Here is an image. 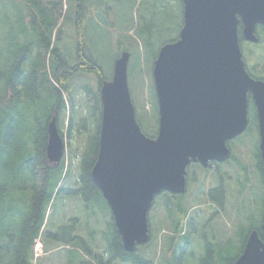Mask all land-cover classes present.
I'll return each mask as SVG.
<instances>
[{"label": "trees", "instance_id": "obj_1", "mask_svg": "<svg viewBox=\"0 0 264 264\" xmlns=\"http://www.w3.org/2000/svg\"><path fill=\"white\" fill-rule=\"evenodd\" d=\"M75 1L74 22L73 0H0V264H26L21 253L33 252V242L40 235L46 207L54 194H76L83 200L86 221L80 229H89V237L99 233L94 230V223L99 221L97 215L103 218V208H108L90 178L98 151L101 115L99 88L106 80L96 55L88 48L93 38H88L86 33V21L90 13L100 14L103 5H88L87 0ZM141 21L145 25L128 34L129 39L119 44L118 53L126 51L131 54L129 47L135 53L136 65H130L132 55L128 63L131 99L139 126L150 133L147 123L152 119L157 121L156 98L149 73V54H152L151 46L155 42V22L152 16ZM69 30H75L76 33L67 36L72 40V50H68L66 44L62 45L60 40L62 33ZM177 37L162 41L158 50L162 45L174 42ZM137 40L142 43V49ZM157 53L152 55L153 61ZM142 72L150 76L147 85L149 95L145 98L135 93V90L144 86ZM88 73L97 77V88L82 83L79 85L77 82L76 76ZM147 101L151 103V113ZM65 118L68 120L70 138L73 133L77 137L85 133L86 136L81 149L69 148L67 161L63 157L60 163L52 164L46 157L47 127L52 120L62 127ZM92 118L96 119L94 131L87 126L88 122L92 124ZM76 153L78 183L76 190L71 191L68 186L72 181V162L75 158H72V154ZM164 194L157 196L155 203L162 205L168 218H171V232L175 235L169 236V242L175 243L187 211H181L180 199L174 202L169 194ZM20 218L25 230L21 236L23 240L17 245L16 261L11 263L8 261L12 256L9 246L16 239L13 227ZM109 220H101L102 225L106 226L105 232H101V238L108 242L103 255L98 257L100 264H156L153 258L148 259L137 251L124 252L111 216ZM240 227L238 239L242 245L248 229ZM72 230V227L61 228L63 235ZM66 236V243H83L80 235ZM168 247V254L163 252L160 262L172 264L177 260L175 262L179 264L181 257L174 259L169 252L171 246ZM84 252L92 254L88 249ZM239 255L233 254V251L220 243L208 244L207 254L201 264H233Z\"/></svg>", "mask_w": 264, "mask_h": 264}, {"label": "water", "instance_id": "obj_2", "mask_svg": "<svg viewBox=\"0 0 264 264\" xmlns=\"http://www.w3.org/2000/svg\"><path fill=\"white\" fill-rule=\"evenodd\" d=\"M181 2L178 39L162 45L152 65L156 135L146 136L136 120L128 52L115 60L111 79L99 88L98 151L90 178L109 208L126 253L148 242L154 198L163 192L185 193L191 161L206 166L229 156L227 141L247 126L248 93L257 107L264 173V83L246 73L239 43V27L245 41L258 42L255 28L264 27V0ZM47 133V160L58 164L65 143L54 120ZM233 264H264V239L251 233Z\"/></svg>", "mask_w": 264, "mask_h": 264}, {"label": "rangeland", "instance_id": "obj_3", "mask_svg": "<svg viewBox=\"0 0 264 264\" xmlns=\"http://www.w3.org/2000/svg\"><path fill=\"white\" fill-rule=\"evenodd\" d=\"M87 2L88 5H103L100 14H98L97 12L90 13V16L88 17L89 19H87L86 21V33L88 38L91 36L93 38V42L91 41L88 44V48L90 49V51L94 52L99 64L102 66L106 81H109L112 77L113 64L115 60L119 57L118 55L120 54L118 53L119 44H124L123 42L129 39L128 34H131L134 30H138L136 28H142L145 25H143V21H141L142 19H148L152 16L155 22V42L151 46L152 54H149V63L151 64V66H149L150 74L152 71V64L154 62L152 55L158 52L159 44L164 40L171 39L174 36L178 35L181 28L180 26L182 25L183 6L181 0H97V2L94 3L93 0H87ZM102 2L103 4H96ZM92 6H89L88 8H92ZM72 9V19L75 22V0H73ZM74 32L75 30H69L65 33H62L60 37V40H62L61 44L64 46L66 44L68 50L73 49V44L72 40H69L67 36L72 34L74 35ZM137 42L140 45V48L142 49V43H140V40H137ZM240 47L243 52V56L246 59V63H248V58L246 57L248 49L247 42L242 41ZM121 48H124V46H122ZM128 49L131 51V54L130 52L129 54L132 55L130 65L132 63L133 66H135V53L130 49V47ZM258 49L260 51H258V57L255 59H260L261 62L262 47L260 46L258 47ZM127 75L129 87L130 77L128 74V66ZM142 76L144 86L142 88H139L138 90H135V93L136 96H141L142 94L145 98L147 95H149L147 85L150 76L152 79V74L149 76L147 72H142ZM76 79L79 85L81 83L87 84L90 85V87H92L93 89L94 87H98L97 77L93 73H88L87 75L82 76H76ZM138 81L140 80L138 79ZM143 83L141 81L140 86H142ZM149 103L150 101H147V108L151 113V103L150 105ZM91 120L92 124H89L88 122L87 126L91 131H94L96 119L92 118ZM147 125L150 128L151 132H147L142 127L143 131L146 134H150L154 137L157 131V121L152 119L147 123ZM56 126L58 130L62 132V136L66 142L64 157H66L65 161H67L69 148L72 147V149H75L77 147L78 149H81L86 133L78 137L74 136L73 133L70 138L68 136L67 130V118H65L62 127H60L61 124H56ZM243 133L237 136L235 140L236 144H239L237 146V153H239V151L243 149L245 154L247 155L249 150H254L256 140L252 135H249V131L246 134ZM73 157L75 158L72 162V181L71 184H69L68 186L71 191L76 190L78 182L76 171L78 161L77 153L72 154V158ZM197 184L199 185V181L197 182ZM196 187L197 185L194 187L192 185H189L187 194L184 196L183 199L181 198L182 200H180L184 210H186L187 212L185 216L186 220L183 224L180 235L177 237L176 242H169V236L174 234V232H171L173 229L169 221L171 218H168V215L167 213H165L164 207H162V205L158 206L156 205L157 203H153V206L148 213L150 238L146 244L137 247V253L143 254L148 259L153 258L156 264H163L162 262H160L162 260V254L163 252L164 254L165 252L168 254L166 248L169 245L168 248H170L171 246L169 252L172 254V257H174V259H177V256L181 257V262L179 264H201V260L207 254V245L220 243L222 246L233 251V254L239 255L242 245L240 243V240L235 237L238 228L231 220L232 218L225 214H219L215 220L206 222V220L211 217L208 215V213L205 211V208L203 207V205H205L207 201L204 198L199 199L198 196L195 195L197 193V190H195L194 192V188ZM192 196L193 198L190 203V199ZM83 208V200L76 194H54V196L51 198L50 202L46 207L45 218L40 233L41 241L44 245V253H41L42 251L40 249H37L40 248V246H37V241L39 243L40 241L38 239L35 240L33 242L32 253H30L29 251H27L25 254L21 253V256L25 259L26 264H82L83 262L84 264L85 262L86 264H100L98 262V257H100V255H103L104 249H106L108 242L101 238V232L104 233L106 227L104 226V224L102 225L101 220L110 221V211L108 210V208H103L102 219L101 216L97 215L99 221H95L94 230L99 233L97 234V236L89 237V229L88 231H82L80 229V227L83 228L84 222L86 221L85 212ZM259 208L260 203L255 208L254 213H257ZM240 213L245 214V216L249 214L248 207H246V209H241ZM191 223L193 224V230L190 233L189 230ZM205 223H208L207 227H204ZM63 226L69 227V229L72 226L73 230L71 236L79 237L80 235V238L83 240V243H66L67 240L64 241L65 238L62 234L63 232H61V227ZM13 228V235L16 237V239L14 240V243L9 246V251H11L10 253L12 256L10 255V258L8 256V261H11V263L16 261L15 254L17 250V245L18 243H20L21 240H23L21 239V236L24 233L25 229L23 230L21 218L18 219V222H16ZM213 230L215 231L216 235L213 236L216 237L215 239H212L211 236H209L208 234H206V236L203 235L205 233H210ZM52 235L57 236V238L53 237ZM184 235H187V237H184ZM14 246L15 248L13 249ZM34 247L37 253L34 251ZM85 249L92 251V254L89 255L84 252ZM104 257H106V254H104ZM175 261L172 262V264L178 263Z\"/></svg>", "mask_w": 264, "mask_h": 264}, {"label": "flooded vegetation", "instance_id": "obj_4", "mask_svg": "<svg viewBox=\"0 0 264 264\" xmlns=\"http://www.w3.org/2000/svg\"><path fill=\"white\" fill-rule=\"evenodd\" d=\"M76 12V10H75ZM29 18H27V23ZM74 34H76L74 32ZM256 37L258 43L247 42L248 49L246 57L248 63L243 56L245 70L253 81L264 83V27H256ZM262 47V59L258 57V47ZM247 126L244 133L249 131L256 140L254 150H249L247 155L242 149L237 153L238 149L236 138L229 140L226 146L229 150V156L217 161H210L206 166L200 162H190L186 168L185 181L186 189L183 195L169 194L170 199L174 202L182 200L187 194L189 185L193 187L197 185L195 194L198 198L206 199L207 203L203 205L205 211L211 216L206 222L213 221L219 214L228 215L233 223L237 226L241 225L248 229L243 238V244L240 254L243 252L245 244L251 233L256 232L258 238L262 241L264 233L262 224L264 221V173L263 163L259 151V123L257 117V107L251 93L247 94ZM243 133V134H244ZM244 147V145H243ZM199 181V185L197 182ZM261 186V189H260ZM194 195V194H193ZM182 198V199H181ZM193 196L190 199V203ZM204 201V200H203ZM260 203V208L257 213H254L255 208ZM181 211L183 205L179 202ZM248 207L249 214L240 213L241 209ZM208 216V217H209ZM205 223L204 227H207ZM240 227V228H241ZM193 230L191 223L189 232ZM239 229L236 233V238H239ZM208 234L212 239H215V231L203 234ZM57 238V236H53ZM65 237V235H64ZM242 238V237H241ZM210 243V242H207Z\"/></svg>", "mask_w": 264, "mask_h": 264}]
</instances>
